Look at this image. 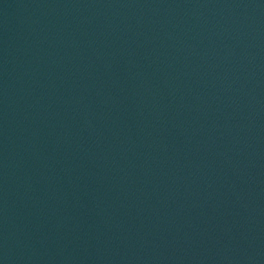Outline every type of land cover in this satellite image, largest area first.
<instances>
[{"label":"water","instance_id":"water-1","mask_svg":"<svg viewBox=\"0 0 264 264\" xmlns=\"http://www.w3.org/2000/svg\"><path fill=\"white\" fill-rule=\"evenodd\" d=\"M0 264H264V0H0Z\"/></svg>","mask_w":264,"mask_h":264}]
</instances>
